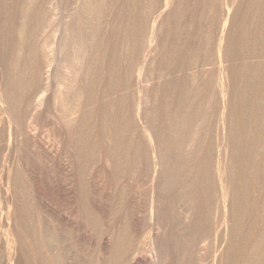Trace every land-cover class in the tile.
<instances>
[{
    "label": "bare ground",
    "instance_id": "obj_1",
    "mask_svg": "<svg viewBox=\"0 0 264 264\" xmlns=\"http://www.w3.org/2000/svg\"><path fill=\"white\" fill-rule=\"evenodd\" d=\"M196 2L199 12L192 0H11L0 51V115L15 153L0 163L12 201L6 264H74L42 219L49 205L58 226L93 236L95 264H190L192 255L202 264L209 239L212 264H264V0ZM55 124L81 131L51 146L44 132ZM28 134L49 154L40 153L58 195L83 203L92 172L114 186L113 203L87 204L88 234L81 212L56 209L39 191L40 214L28 205L18 154ZM58 168L69 175L58 179ZM140 195L138 222L130 208ZM175 223L177 252L164 240Z\"/></svg>",
    "mask_w": 264,
    "mask_h": 264
},
{
    "label": "rangeland",
    "instance_id": "obj_2",
    "mask_svg": "<svg viewBox=\"0 0 264 264\" xmlns=\"http://www.w3.org/2000/svg\"><path fill=\"white\" fill-rule=\"evenodd\" d=\"M0 1H2L1 2V4L3 3V2H5L6 0H0ZM71 1V0H70ZM262 0H260V2H261ZM7 2V1H6ZM10 2H11V0H8V4H6V3H3L2 5H0V15H2V17L0 16V36L1 37H4V40H3V44L5 45V47H4V45L2 44V47L0 48V51H1V54H2V56L4 57V55H6V53H7V45H8V40H6V39H8V33H9V28L8 27H6V26H4V22L5 21H2V20H6L7 18H6V16H7V11L6 10H8L9 8H7V6L9 7V4H10ZM192 2H193V4L195 5H193L192 3H191V7L193 8V7H196V9H194V10H196V11H194L193 9H192V13L194 14V12H199L200 10L198 9V11H197V8H199L198 7V2H196V0H192ZM196 4H197V6H196ZM6 5V6H5ZM193 5V6H192ZM5 7V8H4ZM5 10V11H4ZM2 11V12H1ZM194 11V12H193ZM4 12V13H3ZM4 16V17H3ZM3 18V19H2ZM3 22V23H2ZM3 26V27H2ZM2 28V29H1ZM5 28V29H4ZM4 31H6V32H4ZM2 33V34H1ZM7 35V36H6ZM7 42H6V41ZM209 67V69L210 68H212V65H208L207 66V68ZM196 67H194V68H192L189 72H194V71H196V69H195ZM154 73H155V75H154ZM154 73H152V74H150V76L149 77H147V78H151L150 79V81H157L158 80V78H155L154 77V79H153V76H156V75H158V74H156L157 72H154ZM152 76V77H151ZM153 79V80H152ZM29 92V91H28ZM27 91L25 92V96L26 97H32L33 95H34V90H33V92H32V90H31V92H29L28 93ZM78 104V103H77ZM76 103H75V105H76V109H80L81 110V108H82V104H81V106H80V103H79V105H77ZM77 106H78V108H77ZM79 109H78V113L77 114H79V113H81V111H79ZM152 111H150L149 113H150V118H151V113ZM73 115V114H72ZM76 115V114H75ZM74 115V116H75ZM79 116L81 117V114H79ZM0 117H1V115H0ZM71 117V116H70ZM69 117V118H70ZM69 118L68 119H64V120H59L60 122L58 123V124H61L62 123V125H64V128H65V123H66V121H69ZM75 118V117H74ZM3 118L1 117L0 118V141L2 142H0V163H2V164H4V165H6L7 167H8V163H9V165H11V163H13V161H14V156L13 155H15V153H14V149H12L13 148V140H11L12 138L14 139V137H13V135H14V131L12 132V131H10L11 132V134H13V135H11V136H9V130H8V128H7V126H6V124H3V123H5V121H4V119L2 120ZM30 119V118H29ZM73 119V118H72ZM72 119H70V121H69V123L71 122V120ZM28 121V122H27ZM30 121L32 122H29V120H26V123H31L32 125L31 126H35L34 124H35V122L33 121V119L31 118L30 119ZM34 122V123H33ZM47 122H50V121H48V119H47ZM68 122H67V124H69ZM62 125H59V126H56V124L55 125H52L51 126V128H49L48 130L49 131H45L44 133H48L49 132V143L48 144H51V146L53 145V144H60L61 145V143H62V140H63V138L64 137H66V139L67 140H69V135L70 134H73V132L71 131L72 130V128H70L69 126H67L68 127V130H65L64 128H63V126ZM35 128V127H34ZM54 128H57V129H54ZM63 130H62V129ZM52 129V130H51ZM67 129V128H66ZM71 129V130H70ZM4 130V131H3ZM57 130L59 131V132H57ZM6 131V132H5ZM8 131V132H7ZM36 130L34 129H32V131L30 132V134H32L33 135V133L35 132ZM51 131V132H50ZM53 131V132H52ZM54 131H56V132H54ZM61 131L63 132V133H61ZM64 131H65V133H64ZM68 131H71V133H69ZM79 131H81L80 129H79ZM78 130H76L75 131V133L73 134V135H77V134H80V132H79ZM68 132V134H66ZM2 133H4V134H2ZM46 133V134H47ZM51 133H52V136H51ZM59 133H61V134H59ZM77 133V134H76ZM8 134V135H7ZM30 134H28V136H26V137H29V138H26V139H28V142L26 143H24V144H22L23 146H21V147H19V148H21V149H18V151H19V153L18 152H16V156L18 157V155H17V153L20 155L19 157H20V160H19V163L21 164V169H22V176H23V178H24V186H26V187H24L25 188V190H27L26 192H28L27 194L30 196V199H29V201H28V205L31 207V204H32V206H33V208L34 207H36V206H38V201H37V199H36V197L34 196L35 194H36V192H38L39 191V193H40V195H42L43 197H44V200L48 203L49 202V204H51L53 207H54V205L55 206H57L56 207V209H59V206L61 205V207H60V209L59 210H63V212L65 211V212H71V214H75V215H71V216H74L75 218H77V216H76V214L77 215H79V212H81V215H82V218L81 217H79V218H81V219H79V221L81 222V225H80V230H83L85 227V222H87L86 220H91V218H90V215H88L90 212V205H87V204H91V203H93L94 201H102V203L100 202V204L102 205V204H104L103 206L104 207H107L111 202L113 203L114 201H112V199L113 200H115V197H116V194H115V188H114V186L113 185H111L110 183H105V182H103V181H101L100 180V178L98 177V179H96V177L97 176H95L94 177V172H92L91 174H89V176L87 175V180L89 181H87L86 182V186H87V189H89V190H87L88 192H86L87 194H85V196L87 195V197H84L83 198V203H79V201H78V203H77V197L76 196H71V198H70V196H67L66 194L65 195H63V196H60V195H58L57 193H55L56 192V190H54V189H56L55 188V186H56V182H55V178H56V176L54 177V174H52V173H54V170H52L53 169V167L51 168L50 167V169H49V166L51 165V163L49 162L48 163V161H50L49 159H47V162H46V157L49 155H47V153L48 152H46V150L45 149H38L37 147H36V145H35V141H34V139H33V137H32V135L30 136ZM5 135V136H4ZM56 135V136H55ZM57 135H62L63 137L61 138V137H57ZM65 135V136H64ZM68 135V136H67ZM2 137H4L3 139H1ZM12 137V138H11ZM51 137V138H50ZM55 137H57V138H55ZM73 136H70V139L72 138ZM54 138V139H53ZM51 139H52V143H50L51 142ZM65 139V138H64ZM33 140V141H32ZM56 140H59L58 142L56 141ZM61 140V141H60ZM9 141H10V143H9ZM11 141H12V143H11ZM55 141V142H54ZM4 142V143H3ZM57 142V143H56ZM12 144V145H11ZM57 144V145H58ZM71 144V143H70ZM11 147H10V146ZM29 145V146H28ZM6 146V147H5ZM8 146L10 147V148H8ZM70 146V145H69ZM5 149H4V148ZM24 147V148H23ZM55 147V149H56V145L54 146ZM69 149H65V151L67 152V151H71V147H68ZM9 149V150H8ZM10 149H12V150H10ZM60 149H63V146H60ZM5 150H6V152H5ZM40 150H41V152H40ZM10 151V152H9ZM43 151V152H42ZM64 151V149L62 150V152ZM44 152H46V153H44ZM5 153V154H4ZM12 153V154H11ZM26 153H28V154H26ZM40 153H44L45 155H47L46 157H45V155L44 154H40ZM65 153V152H64ZM68 153V152H67ZM66 153V154H67ZM2 154H3V156H2ZM64 155V154H63ZM13 156V157H12ZM41 156H43V157H41ZM19 157H18V159H19ZM41 158V159H40ZM45 158V159H44ZM48 158V157H47ZM4 159V160H3ZM42 160H43V162H42ZM6 162V163H5ZM45 162V163H44ZM28 164V165H27ZM41 165V166H40ZM44 165V166H43ZM49 165V166H48ZM5 166V167H6ZM46 166H48V167H46ZM47 169H46V168ZM24 168V169H23ZM49 169V170H48ZM30 170V171H29ZM52 170V171H51ZM50 171L52 172V173H50ZM65 172V173H64ZM2 172L0 171V175L2 176H0L1 177V179H0V185H2V186H0V264H6V261H7V251H8V245H6L7 243H4L5 241H6V234L8 233V229L6 230V226H7V220H6V218H5V214H6V212H7V209L8 208H6L8 205L9 206H11V204H12V201L10 200V198H8V199H6L5 198V196H7V193H6V190H4V188L6 189V178H5V176H4V172L1 174ZM26 173V174H25ZM49 173V174H48ZM57 173H58V175H57V177H58V179H63V177H64V175H69V172H66V171H64V170H62V169H60V168H58L57 169ZM67 173V174H66ZM86 173V172H85ZM32 174V175H31ZM48 174V175H47ZM50 174H52V175H50ZM28 175V176H27ZM71 175H74L73 173L71 174ZM96 175V174H95ZM47 177V178H46ZM66 177V176H65ZM67 177H69V176H67ZM71 177L72 176H70V180H71ZM3 178V179H2ZM5 179V180H4ZM31 179V180H30ZM47 179V180H46ZM91 179H93V180H91ZM2 180V181H1ZM5 182H4V181ZM53 180V181H52ZM86 180V179H85ZM95 180V181H94ZM96 180H97V182H96ZM94 181V182H93ZM102 183H101V182ZM2 182H3V184H2ZM53 182H55L54 184H52ZM27 183H29V184H27ZM5 184V185H4ZM90 184V185H89ZM103 184V185H102ZM29 185V186H28ZM54 185V186H53ZM99 185V186H98ZM102 185V186H101ZM4 186V187H3ZM96 186V187H95ZM36 187V188H35ZM100 187V188H99ZM26 188H28V189H26ZM104 188V189H103ZM33 189V190H32ZM104 190V191H103ZM89 191H91V192H89ZM98 191V192H97ZM94 192V193H93ZM103 192V193H102ZM33 195H32V194ZM92 193V194H91ZM102 195H101V194ZM96 194V195H95ZM90 195H91V198H90ZM33 198H32V197ZM94 196V197H93ZM68 197L70 198V199H68ZM5 198V199H4ZM34 198H35V200H34ZM60 198V199H59ZM94 198V199H93ZM98 198V199H97ZM103 198V199H102ZM91 199V200H90ZM106 199H108V200H106ZM3 200H4V202H3ZM106 200V202H104ZM5 201L7 202V203H5ZM33 201V202H32ZM37 201V202H36ZM86 201V202H85ZM92 201V202H91ZM97 201H96V203H97ZM111 201V202H110ZM139 201V202H138ZM140 201H141V203H140ZM11 202V203H10ZM82 202V201H81ZM104 202V203H103ZM134 203H131L132 204V208H130V210H135V211H133V213L135 214V218L137 219V221L139 222H141V217H142V213H143V211H144V202H143V196L142 195H140V196H137V199L135 200V201H133ZM136 202V203H135ZM10 203V204H9ZM109 203V204H108ZM79 204V205H78ZM108 204V205H107ZM134 204H136L135 206H134ZM36 205V206H35ZM59 205V206H58ZM64 205H66V206H64ZM92 205V204H91ZM6 206V207H5ZM84 206V207H83ZM87 206H89V208L87 207ZM102 206V207H103ZM47 207V206H46ZM45 207V209H44V212H45V210L47 209ZM66 207V208H65ZM80 207V208H79ZM87 209H86V208ZM103 207V208H104ZM130 207H131V205H130ZM37 208V207H36ZM36 208L33 210V211H35L36 210ZM55 208V207H54ZM63 208V209H62ZM84 208L88 211V212H86V210H84ZM188 209V211H186V209ZM191 209V206L189 207H187V205H186V207L184 206V212H185V214L187 215L188 213L187 212H189L190 211V209ZM48 209H50L49 211H48ZM47 210H46V212L44 213L43 212V214H41V216H42V219L44 220V223H45V225H46V227H47V230H48V232L50 233H52V231L54 230L53 228L55 227V229H58V231H59V233H58V235L60 236V237H63L62 239L64 240V243H65V245H64V243H63V245L64 246H66V243H69V245L67 244V246L66 247H63V245H62V248L64 249V251H66V250H68L70 253H72L73 254V256L75 257V258H80L81 259V261L79 262L78 260H80V259H75L74 260V264L76 263V264H95V262H93V260H95L94 258L95 257H97L98 256V254H99V246H97L96 245V243H94L95 242V240L93 239V236H89V238L88 239H83L82 238V233H81V231H80V234H78L79 232L77 231V229H75V227H74V229L72 228L71 230H70V227H68V225L67 224H64L63 222H62V224L60 223L59 224V226L57 225V221H55L56 219H55V216H54V214H52V209H51V206L49 205V208H48ZM66 209V210H65ZM78 209H79V211H78ZM141 209V210H140ZM68 210V211H67ZM101 210V209H100ZM106 210V209H105ZM37 211H38V214H40V212H39V210H38V208H37V210H36V212L35 213H37ZM76 211H78L77 213H76ZM140 211V212H139ZM82 212L84 213V214H82ZM86 212V213H85ZM100 212V211H99ZM101 212H102V210H101ZM104 212V211H103ZM97 213L98 212H96V215H97ZM140 215H139V214ZM37 214V215H38ZM99 214V213H98ZM101 214V213H100ZM102 214H104V213H102ZM138 214V215H137ZM3 215V216H2ZM36 215V216H37ZM80 215V216H81ZM88 215V216H87ZM106 215V214H105ZM40 216V215H39ZM97 216H99V215H97ZM101 216H103V215H101ZM104 217H107V216H104ZM104 217H101V219H102V223L104 224L103 226H105L107 223H108V217L105 219ZM140 217V218H139ZM5 218V219H4ZM88 218V219H87ZM104 218V219H103ZM112 218H113V216H112ZM3 219V220H2ZM83 219H84V221H83ZM84 224V225H83ZM2 225V226H1ZM174 224H172V226H173ZM5 226V227H4ZM67 226V227H66ZM171 225H170V227H168V230L166 231V234H165V236L167 237V238H164V240L166 241V243L168 244V246L169 247H171V249L174 251V248L177 250V248H176V246L178 247V243L180 242L177 238H178V235H176V234H178L177 233V229H176V226H177V224L175 223V225L172 227ZM26 227H28V225L26 226ZM57 227V228H56ZM59 227H60V229H59ZM83 229H82V228ZM69 228V229H68ZM68 229V230H67ZM86 229V228H85ZM79 230V229H78ZM62 231V232H61ZM83 231H85V230H83ZM169 231V232H168ZM5 232H7L6 234H5ZM61 232V233H60ZM87 234H88V232L87 231H85ZM168 232V233H167ZM170 233H171V235H170ZM5 234V235H4ZM61 234V235H60ZM168 234V235H167ZM64 235V236H63ZM4 236H5V238H4ZM65 236H71L70 238L71 239H69V240H65V238L67 239V237H65ZM86 237V236H85ZM88 237V236H87ZM173 237V238H172ZM177 237V238H176ZM4 238V239H3ZM174 238H176V239H174ZM93 239V240H92ZM167 239V240H166ZM61 240V239H60ZM171 240V241H170ZM211 240V241H210ZM91 241V242H90ZM168 241V242H167ZM170 241V242H169ZM209 241L210 242H208L207 243V240H205L203 243L205 244V245H207L206 247L204 246V251H203V259H202V264H209V263H211L212 264V260H213V258H211L210 256H209V251H208V249L210 250V247L213 245L212 243L214 242L212 239H209ZM54 242V241H53ZM176 243V244H175ZM211 243V244H210ZM95 244V245H94ZM178 244V245H177ZM5 246V247H4ZM52 246V245H51ZM79 246V247H78ZM173 246H174V248H173ZM210 246V247H209ZM68 247L70 248V249H68ZM209 247V248H208ZM52 248H53V246H52ZM208 248V249H207ZM53 249H55V248H53ZM52 249V252H54L55 254H57L56 253V251L57 250H53ZM66 249V250H65ZM81 250V251H80ZM84 250H86V251H84ZM94 250V251H93ZM175 250V251H176ZM73 251V252H72ZM174 251V252H175ZM177 251H179V247H178V250ZM176 251V252H177ZM180 251H181V249H180ZM7 252V253H6ZM92 252V253H91ZM80 253V254H79ZM89 254V255H88ZM194 255H192V257H191V259H190V264L193 262V264H194V262H195V258L193 257ZM210 258L212 259V260H210ZM193 259V261L191 262V260ZM208 259H209V261H208ZM5 260V261H4ZM88 260H89V262H88ZM204 260V261H203ZM75 261H77V262H79V263H77V262H75ZM211 261V262H210Z\"/></svg>",
    "mask_w": 264,
    "mask_h": 264
}]
</instances>
